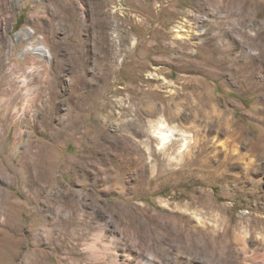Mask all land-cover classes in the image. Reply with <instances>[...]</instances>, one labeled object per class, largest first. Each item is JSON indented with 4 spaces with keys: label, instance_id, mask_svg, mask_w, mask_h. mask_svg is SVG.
Returning <instances> with one entry per match:
<instances>
[{
    "label": "rangeland",
    "instance_id": "obj_1",
    "mask_svg": "<svg viewBox=\"0 0 264 264\" xmlns=\"http://www.w3.org/2000/svg\"><path fill=\"white\" fill-rule=\"evenodd\" d=\"M263 229L264 0H0V264H264Z\"/></svg>",
    "mask_w": 264,
    "mask_h": 264
},
{
    "label": "bare ground",
    "instance_id": "obj_2",
    "mask_svg": "<svg viewBox=\"0 0 264 264\" xmlns=\"http://www.w3.org/2000/svg\"><path fill=\"white\" fill-rule=\"evenodd\" d=\"M103 2V0H98V3H101ZM177 31V30H176ZM31 49V48H29ZM34 52L40 54V55H44V56H47V51L45 49V47L43 45H38L36 47L33 48ZM152 107H150L151 109ZM162 137V136H161ZM163 138V137H162ZM164 139V138H163ZM163 142V141H162ZM264 230V229H263ZM244 238V237H243ZM258 240V239H257ZM264 242V241H263ZM86 245V244H85ZM86 249L88 250V253H89V257L94 261V264H101L100 263V260L102 259V254H103V251L105 252L104 249H98L96 247V245L92 242L88 245H86ZM85 248V247H84ZM105 248V247H103ZM111 251V250H110ZM106 253V252H105ZM38 259V258H36ZM104 259V258H103ZM33 261H35V263H33ZM92 261V262H93ZM104 261V260H103ZM101 261V262H103ZM110 263H106V264H112L113 262H117V253L115 252H111V255H110V259H109ZM118 263V262H117ZM29 264H40L39 261L37 260H33V259H30V262ZM93 264V263H92Z\"/></svg>",
    "mask_w": 264,
    "mask_h": 264
}]
</instances>
